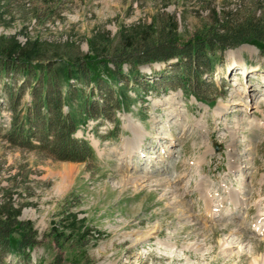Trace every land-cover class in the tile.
I'll return each mask as SVG.
<instances>
[{
    "label": "rangeland",
    "instance_id": "374dc122",
    "mask_svg": "<svg viewBox=\"0 0 264 264\" xmlns=\"http://www.w3.org/2000/svg\"><path fill=\"white\" fill-rule=\"evenodd\" d=\"M234 15L264 20V0H0V52L54 68L111 58L128 35L156 39L172 25L182 48L209 41ZM206 58L202 77L182 75L188 61L178 58L139 66L120 82L125 109L114 100L102 109L100 89L88 86L93 103L73 138L94 149L92 162L61 159L57 140L38 148L36 125L32 145L14 133L42 80L24 78L22 60L1 65L0 223L37 244L29 262L0 264H264V51L243 43ZM130 122L144 138L124 165Z\"/></svg>",
    "mask_w": 264,
    "mask_h": 264
},
{
    "label": "trees",
    "instance_id": "16d2710c",
    "mask_svg": "<svg viewBox=\"0 0 264 264\" xmlns=\"http://www.w3.org/2000/svg\"><path fill=\"white\" fill-rule=\"evenodd\" d=\"M238 17L228 16L220 29L213 33V37H209V41L197 40L192 46L186 44L180 48L178 38L172 37L175 29L172 25L169 31H162L156 39H153L152 35L150 37L147 32L141 41L135 34L128 35L120 51L118 53L115 51L111 58L103 55L102 59H98L93 55L87 57L86 61L63 60L54 68L49 63H34L32 61L34 56L29 54L14 57L10 50L1 51L0 53L6 57H3V60L0 58V74L5 72L1 65L13 67L15 60H22L27 65L24 78L33 75L34 82L42 80L41 93L34 94L38 97H35L32 100L33 104L26 108L22 121L14 122V133L23 136V140L32 145V131L28 126L36 125L39 131L35 136L42 142L37 145L38 148L50 149L48 145L56 146L57 140L59 142L57 146L63 153L58 155L61 159L96 161L92 148L86 142H79L73 138L78 126L85 122V115L89 113V106L93 103V93H88L87 87L93 85L100 89L102 104L99 105L102 109L113 100L115 109H120L122 103L126 105L130 100L127 85L120 82L123 78L134 79L141 65L168 62L178 58L188 61L186 68L181 72L182 75L190 77L193 74L202 77L209 66L206 61L213 64V60L206 58V53L217 47L226 50L249 43L264 51V20L255 15ZM126 64L130 67L128 73L123 70ZM101 74L106 75L109 80ZM113 85L119 90L117 95ZM138 86L139 83L136 87ZM4 94L12 99L15 96L12 89ZM25 231H19L8 222L0 223V261L7 255H14L21 257L24 262H29L31 258L29 251L37 243L35 237Z\"/></svg>",
    "mask_w": 264,
    "mask_h": 264
},
{
    "label": "bare ground",
    "instance_id": "6f19581e",
    "mask_svg": "<svg viewBox=\"0 0 264 264\" xmlns=\"http://www.w3.org/2000/svg\"><path fill=\"white\" fill-rule=\"evenodd\" d=\"M251 73V72H250ZM223 110H224V107L221 109V110H218V112H217V114H221V113H223ZM219 114V115H220ZM130 126H131V129H132V133H133V135H132V138H131V140H133L134 142L132 143L131 141L128 143L129 145H127L126 146V148H125V151H124V153H123V164L124 165H127V163H128V161H129V157L131 158V159H133V156H135V155H137V152H139V150H140V147H141V145H140V143L142 142L143 143V138H144V136H143V131L141 130V129H139L140 128V126L138 125V124H134L133 122H130ZM235 129H240V126H239V124L238 123H236V127H235ZM236 134V132L234 133V135ZM126 159H127V162H126ZM239 159H240V157H237V156H233L232 155V158H231V165H235V164H237L238 162H239ZM71 169V168H70ZM70 174H71V172H70ZM62 180H66V179H68L69 178V171L68 170H66V171H64L63 172V175H62ZM125 181L126 182H136L137 181V179H135V178H133V179H131V178H128L127 177V179H125ZM126 185V184H125ZM200 185H201V183H200ZM230 197L232 198V199H234L235 201H236V203H239V201H237V199H238V197H237V195L235 194V193H230ZM208 207H210L211 209H214L215 207L213 206V204H211V203H209L208 204ZM187 213V212H186ZM223 215V214H222ZM224 216V215H223ZM186 227V226H185ZM260 230L262 231H264V224H262L261 226H260Z\"/></svg>",
    "mask_w": 264,
    "mask_h": 264
}]
</instances>
